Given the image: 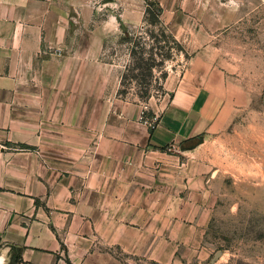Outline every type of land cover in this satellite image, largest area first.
<instances>
[{
  "label": "crops",
  "instance_id": "0c3cea01",
  "mask_svg": "<svg viewBox=\"0 0 264 264\" xmlns=\"http://www.w3.org/2000/svg\"><path fill=\"white\" fill-rule=\"evenodd\" d=\"M90 3L0 0V264L202 258L214 175L182 143L227 128L244 89L193 58L149 102L152 130L102 60Z\"/></svg>",
  "mask_w": 264,
  "mask_h": 264
},
{
  "label": "rangeland",
  "instance_id": "374dc122",
  "mask_svg": "<svg viewBox=\"0 0 264 264\" xmlns=\"http://www.w3.org/2000/svg\"><path fill=\"white\" fill-rule=\"evenodd\" d=\"M154 1L164 10V28L184 45L187 56L177 53L162 62V53L173 44L153 37L162 39V27L146 21V0L90 3L95 29L105 34L102 60L121 75L123 96L147 105L161 101L201 55L217 60L244 89L237 93L230 125L209 135L195 152L214 175L206 218L209 251L183 264H264V0ZM233 7L240 8V20ZM124 20L129 42L123 41ZM132 49L148 65L138 69Z\"/></svg>",
  "mask_w": 264,
  "mask_h": 264
},
{
  "label": "trees",
  "instance_id": "16d2710c",
  "mask_svg": "<svg viewBox=\"0 0 264 264\" xmlns=\"http://www.w3.org/2000/svg\"><path fill=\"white\" fill-rule=\"evenodd\" d=\"M147 1V9H146V21L154 26V27H162V39L157 37L156 35H153L154 38H156L157 41L161 42H166L169 43L170 45L173 44V46H170L169 51L167 54L162 53V62L165 63L168 60H173V58L176 56L177 53L188 55L186 53V49L184 45L177 40L175 35H173L170 31H167L164 28V23H163V16H164V10L162 6L160 5L159 2L154 1V0H146ZM122 29L125 30V37L123 38L124 42H129L130 40V34L127 32V28L121 23ZM161 50H165L164 47L161 46ZM132 54L133 56H138V52H136L135 49H132ZM138 59L140 62L137 64V68H143V66L146 64L148 65V62L145 58L139 57ZM149 67H152L149 65ZM148 67V70L150 69V74L153 75V72L151 71V68ZM152 115V114H149ZM200 137H194L189 140H186L182 143V148L183 149H190L200 142ZM19 256H15V261L18 263L19 262Z\"/></svg>",
  "mask_w": 264,
  "mask_h": 264
},
{
  "label": "built area",
  "instance_id": "2783aa9c",
  "mask_svg": "<svg viewBox=\"0 0 264 264\" xmlns=\"http://www.w3.org/2000/svg\"><path fill=\"white\" fill-rule=\"evenodd\" d=\"M139 119L147 124L152 130L158 125V117L149 115V107L147 104L142 106Z\"/></svg>",
  "mask_w": 264,
  "mask_h": 264
},
{
  "label": "water",
  "instance_id": "95a60500",
  "mask_svg": "<svg viewBox=\"0 0 264 264\" xmlns=\"http://www.w3.org/2000/svg\"><path fill=\"white\" fill-rule=\"evenodd\" d=\"M203 142H204V138H203V137H200V142H199V144H197L196 146H194V147H192V148H195V147L201 145Z\"/></svg>",
  "mask_w": 264,
  "mask_h": 264
}]
</instances>
